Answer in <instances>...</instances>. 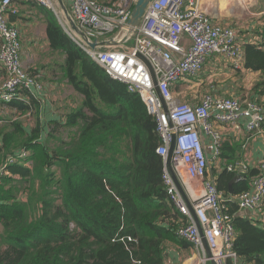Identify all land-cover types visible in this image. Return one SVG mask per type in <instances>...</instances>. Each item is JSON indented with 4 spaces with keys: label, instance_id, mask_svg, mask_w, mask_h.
<instances>
[{
    "label": "trees",
    "instance_id": "obj_1",
    "mask_svg": "<svg viewBox=\"0 0 264 264\" xmlns=\"http://www.w3.org/2000/svg\"><path fill=\"white\" fill-rule=\"evenodd\" d=\"M44 10L50 49L63 57L61 69L81 102L47 123L40 97L26 90L0 103L18 118L0 128V168L27 154L5 167L0 184V264H164L169 243H189L175 237L181 217L163 185L155 121ZM243 55L245 69L264 73V52L245 45ZM31 116L35 125L27 130L23 121ZM232 176L224 170L215 180L227 199ZM247 189L246 180L234 184L230 197ZM225 204L234 214L237 257L264 264V227Z\"/></svg>",
    "mask_w": 264,
    "mask_h": 264
},
{
    "label": "built area",
    "instance_id": "obj_2",
    "mask_svg": "<svg viewBox=\"0 0 264 264\" xmlns=\"http://www.w3.org/2000/svg\"><path fill=\"white\" fill-rule=\"evenodd\" d=\"M18 1L0 0V67L6 75L0 84V103L21 99V91L36 97L44 90L39 78L24 70L18 31L6 18L7 13L17 14L14 5ZM31 1L52 9L51 0ZM69 1L70 16L86 39L112 42L90 49L66 25L62 26L64 32L111 80L123 84L127 93L137 95L155 121L159 138L155 153L163 161V185L168 201L181 217L175 237L196 250V264H236L232 216L215 183L206 179L210 163L200 131L211 136L212 160L216 161L221 146L218 127L238 128L240 121L245 120L246 133L257 134L264 125V108L253 101L209 93L197 104L182 102L175 99L172 88L187 81L195 83L212 56L223 57L237 69L242 61L237 32L210 21L199 9L198 0H151L138 27L119 48L114 43L126 36L131 12L139 0H118L112 4L100 0ZM172 144L168 167L165 159ZM26 157V153H18L8 158L0 168V184L7 175L5 167ZM254 170L257 172L251 189L229 199L240 211H257L264 203V158ZM227 171L242 175L249 169L236 163L228 166ZM172 173L185 198L179 193Z\"/></svg>",
    "mask_w": 264,
    "mask_h": 264
},
{
    "label": "crops",
    "instance_id": "obj_3",
    "mask_svg": "<svg viewBox=\"0 0 264 264\" xmlns=\"http://www.w3.org/2000/svg\"><path fill=\"white\" fill-rule=\"evenodd\" d=\"M51 2L52 9L49 10L53 12L58 20L59 17L55 13L58 8L54 0H51ZM63 2L69 9L70 1L63 0ZM14 7L17 9V14L12 15L11 13H7L6 18L8 23L18 31L19 41L21 43L20 59L22 66L26 69H33L34 73L38 72L42 75L43 79L45 78V82H48V87H44L43 96L40 97L42 105L45 107L44 110L51 112V120L57 118L63 119L64 115L79 107L81 100L69 84L63 69H61L63 57L58 53L52 52L50 49L46 35V14L44 7L37 5L31 0H19ZM198 7L214 24L232 28L237 32L238 41L242 50V61L238 68L235 69L226 61L220 64L219 60L221 62L222 58L219 56L210 57L199 76L195 79V83L187 81L183 85L181 83L176 84L172 88L173 96L175 98L178 96L176 92L177 88L184 87L188 90L189 88L195 87L196 90L192 91V93L197 94L191 97L187 95L184 102L197 104L205 93H209L239 99L242 102L253 101L264 108V73L245 69L243 55V46L245 45L256 46L260 51L264 52V0H198ZM53 55L58 56L60 59L55 63L50 62L49 64L53 63L52 67H46L47 70L45 69L43 73L40 69H37V65L42 62V59L47 60V56ZM233 70L237 71V74H233ZM4 77L5 72L0 67V84ZM202 77H205V79ZM201 78L202 80H200ZM215 82L219 85H215ZM56 91L57 94L54 96L53 93H56ZM61 91H64V95ZM60 95L66 100L63 107L59 104L57 105V101L61 99L59 97ZM183 97L185 96L182 95L181 99ZM0 107L2 108V105ZM0 113H2V109ZM8 116L12 117V120L9 119V123L18 119L11 111H9ZM25 121L27 122L28 120H24L23 123ZM23 127L29 130L33 126L31 127L29 123L26 126L23 124ZM218 130L221 133V146L219 148L220 155L216 161L212 160L214 143L211 136L200 131L201 139L210 163L206 179L212 180L215 183V180L221 172L224 170L227 171L228 166H233L236 163H241L249 169L247 173H242V175L237 171H227L230 174L232 173L233 176L228 183L226 196L228 199L223 195L225 202V200L231 199L230 196H233L234 184L242 182L239 179L240 177H243L247 181V191L251 189V181L257 172L254 170V167L264 158V125L262 130L254 135L246 133L245 120L240 121L238 128L220 126ZM186 197L190 203L189 197ZM263 206L261 210L259 209L257 211H240L237 207V216L264 227ZM231 216L233 218L234 214ZM169 245L170 243L167 246ZM189 245L181 247L177 244L168 252L165 250L164 264H196L198 254ZM236 264H254V262H244L238 258Z\"/></svg>",
    "mask_w": 264,
    "mask_h": 264
},
{
    "label": "water",
    "instance_id": "obj_4",
    "mask_svg": "<svg viewBox=\"0 0 264 264\" xmlns=\"http://www.w3.org/2000/svg\"><path fill=\"white\" fill-rule=\"evenodd\" d=\"M57 8H58V14H60L61 18H63V21L60 20V24L61 26L66 25L71 32H73L78 39L83 42L84 44H86L90 49H95L97 47H102V46H106L111 44L112 41H102L99 43H95V42H90L88 39H86V37L83 35V33L78 29V27L75 25L74 21L72 20L70 13L68 12V10L66 9V6L63 2V0H54ZM151 2V0H139L137 2V4L134 6L131 15H130V19L128 21L127 27H128V32L126 34V36L119 41L118 43H114L115 45H117V47L122 48L127 40L128 35L130 34V32H132L134 29H136L138 27V25L141 22V19L145 13V10L148 6V4ZM58 17H60L59 15H57ZM155 84V82H154ZM159 95V94H158ZM172 152H173V144L170 146L168 155L165 159V164L170 167V160H171V156H172ZM172 177L173 180L175 182V185L179 191V193L185 198V193L182 189V187L180 186L179 182L177 181L175 175L172 173ZM191 210V207H190Z\"/></svg>",
    "mask_w": 264,
    "mask_h": 264
},
{
    "label": "rangeland",
    "instance_id": "obj_5",
    "mask_svg": "<svg viewBox=\"0 0 264 264\" xmlns=\"http://www.w3.org/2000/svg\"><path fill=\"white\" fill-rule=\"evenodd\" d=\"M66 9L68 10V12H69V9H68V7H66ZM54 11H55V9H54ZM58 9H57V11H55V13H56V15H59L60 16V14H58ZM60 20L61 21H63V18H61V16L59 17V19L57 20L58 21V23H59V25L61 26V24H60ZM62 27V26H61ZM47 58V60H45V59H42V62L39 64V65H37V69H40L41 70V72L43 73V71L46 69L47 70V68L46 67H52V64H49L50 62H57L60 58H58V56H56V55H53V56H47L46 57ZM222 59H221V62H220V60H219V63L220 64H223V61H225L224 60V58L223 57H221ZM44 60H45V63H44ZM24 68V67H23ZM24 70L26 71V73L28 74V75H30V76H35L36 78H39L38 79V81L39 82H41V85L43 86V87H48L47 86V84H48V82H45L46 80H45V78L43 79L42 78V75L40 74V73H38V72H35L34 73V70L32 69H26V68H24ZM32 74H34V75H32ZM37 74V75H36ZM217 74V73H216ZM233 74H237V71H235V70H233ZM5 77H6V75H5ZM5 77H4V79H5ZM202 78H204L205 79V77H202ZM202 78L200 79V80H202ZM233 78H234V76H233ZM3 79V80H4ZM215 81V80H214ZM181 85H183V84H181ZM203 85V84H202ZM215 85H219V84H217V82H215ZM206 88V87H205ZM194 90H196V88L195 87H192V88H189L188 90L187 89H185L184 87L183 88H177L176 89V92H177V94H178V96L175 98V99H177V100H179V101H182V102H184L185 101V99H186V97H187V95L189 96V97H191V96H194L195 94H197V93H192V91H194ZM62 92V94L64 95V91H61ZM51 93V92H50ZM186 93V94H185ZM54 94V96H56V94H57V91H56V93H53ZM172 94H173V89H172ZM182 95L183 96H185V97H183L182 99H181V97H182ZM43 95L42 94H39V95H37L36 97H42ZM59 97H61V95L59 96ZM65 99H63L62 97H61V99L60 100H58L57 101V105L59 104L61 107H63V105L65 104ZM45 108V107H44ZM44 108L42 109V111H40V117L42 118V120L45 122V123H47L49 120H51L50 118V115H51V112L48 110V111H46V110H44ZM2 109V113H0V128L2 127V126H4V125H7L8 123H6V122H9V119H11L12 120V117H10V116H8L9 115V109H8V107H6V106H4V104L2 105V108H0V110ZM30 123V125H31V127L33 126L34 127V125H35V117H30L29 119H28V121L26 122L25 121V123H23V124H25V126H26V124H28L29 125V123ZM28 128H30V126H28ZM66 130H68V129H64L63 131H66ZM66 136V133H63V137H65ZM52 141H49L48 143H47V145L48 146H50V147H52V143H51ZM260 210H261V208H260ZM263 210V209H262ZM174 245H177V243H170V245L169 246H166L165 248H166V252H168L169 250H171L172 248H174ZM181 246V245H180ZM182 247V246H181ZM167 259V258H166Z\"/></svg>",
    "mask_w": 264,
    "mask_h": 264
}]
</instances>
